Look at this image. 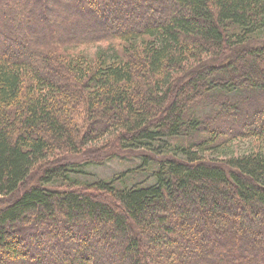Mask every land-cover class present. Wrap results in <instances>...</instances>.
I'll return each mask as SVG.
<instances>
[{"label": "trees", "instance_id": "trees-1", "mask_svg": "<svg viewBox=\"0 0 264 264\" xmlns=\"http://www.w3.org/2000/svg\"><path fill=\"white\" fill-rule=\"evenodd\" d=\"M0 197V264H264V0H0Z\"/></svg>", "mask_w": 264, "mask_h": 264}, {"label": "rangeland", "instance_id": "rangeland-1", "mask_svg": "<svg viewBox=\"0 0 264 264\" xmlns=\"http://www.w3.org/2000/svg\"><path fill=\"white\" fill-rule=\"evenodd\" d=\"M252 145H256L254 142H246V143H235L230 147V155L244 154L249 150ZM89 154L93 157L92 163L88 164V169L85 170L87 179H80L82 182H91L96 180L101 181H111V179H117L122 177L121 174L130 171L132 168L138 165V158L133 157V154L130 153L128 155L119 154L118 157L111 158V154L113 151L103 150L102 143L93 144L88 149ZM104 155V156H103ZM122 160V161H121ZM83 162V161H80ZM150 173L146 174L145 179L139 177H131L129 176V180L125 179L122 182H125L127 186L130 185H148L145 180H148L150 177ZM126 178V177H125ZM36 183V174L32 173L29 177L27 184L25 185V189L34 185ZM147 183V184H146ZM24 189V188H23ZM1 199V197H0ZM11 198H8V200ZM4 200V199H2ZM7 201V200H6Z\"/></svg>", "mask_w": 264, "mask_h": 264}]
</instances>
